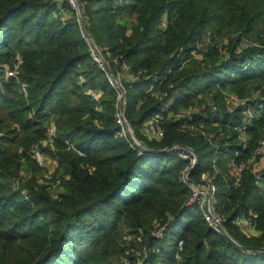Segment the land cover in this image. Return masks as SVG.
<instances>
[{"label": "trees", "instance_id": "trees-1", "mask_svg": "<svg viewBox=\"0 0 264 264\" xmlns=\"http://www.w3.org/2000/svg\"><path fill=\"white\" fill-rule=\"evenodd\" d=\"M77 1L109 73L70 0H0V264H123L125 257L138 264L144 249L141 264H264V253L243 252L198 207H186L189 161L142 152L121 134L120 93L111 83L113 76L125 89L124 115L141 144L193 148L199 161L190 178H213L226 233L243 247L264 248V178L258 183L232 166L248 162L264 136V0ZM210 34L217 45L197 59L193 53ZM20 60L18 77L7 78L5 66ZM129 73L138 79L130 82ZM152 84L156 95L148 93ZM225 93L256 97L246 148L233 129L243 111H230ZM201 97L217 108L208 106L207 118L193 115L194 130L183 127L187 120H168ZM157 115L165 119L161 140L145 133ZM51 123L53 171L30 153ZM203 133L213 134L212 142ZM241 217L258 235L236 224ZM156 223L166 227L163 239L153 236Z\"/></svg>", "mask_w": 264, "mask_h": 264}, {"label": "built area", "instance_id": "built-area-1", "mask_svg": "<svg viewBox=\"0 0 264 264\" xmlns=\"http://www.w3.org/2000/svg\"><path fill=\"white\" fill-rule=\"evenodd\" d=\"M200 45L201 44H199V46ZM200 51H201V49L199 48V52L193 53L195 55V57H197V59H203V55L201 54L203 51H201V53H200ZM21 64H22V61L20 60L15 65L14 68L11 69L8 66V68H6L7 78H17L18 74H19L18 70L20 69ZM127 78L130 82H135L138 79L135 75L130 74V73L128 74ZM156 80L157 79H154L153 81H156ZM118 82L121 84L120 81H118ZM111 83L120 93V96H119V113L117 115V124L121 127V134L124 136L130 137V130H131L130 126L131 125L126 120L124 112L121 111V108H120V106H121L120 105L121 91L119 90V88L116 86V84L113 82L112 79H111ZM154 88H155L154 84H152L150 86V88L148 89V93L152 94V95H156ZM21 93L25 97L27 96L28 91H27L26 85H22ZM88 94L96 100H99L100 96H101L99 93L94 92V91L88 92ZM225 97L230 98L232 101H239L241 103H244L241 101V99L239 100L238 98H236V96L231 95V94H227ZM255 98L256 97H254L252 99V101H254ZM251 103L252 102L247 103V109L249 111L254 112L253 108L250 105ZM125 104H126V102L124 103L123 107H125ZM164 109L167 110L168 108L164 107ZM247 109L242 110L243 111L242 115H244V113L248 112ZM253 117H251V118L249 117L247 119H245V117H244V118H242L241 123H239L238 125H235L233 127V129L236 130L238 132V134L240 135L239 138L244 139V136H247L246 129H247V127L252 125ZM190 119H191V117L190 118H187V117L181 118V116L179 114L174 115L173 112L168 114V120L169 121L178 122L180 120H187L184 122L183 127L186 130L191 131V130H194L195 127L190 124V121H189ZM164 123H165V119L162 115L154 116L153 118H151V120L147 121V123L145 125V133H147L152 138H156L158 140H161L162 138H164V131L162 129V126L164 125ZM203 134L205 136V133H203ZM206 138H208V136H206ZM55 139H56V128H55V125L53 123H51L48 126L47 137L44 140L40 141L38 144L34 145L30 149V153H31L32 157L35 159V161L37 162V164L40 167H48V158H47L46 153L49 151H55ZM248 140H249V137H248ZM208 141L212 142V140L209 138H208ZM247 141L243 142V144L245 145V146L243 145L244 148H246ZM133 144L135 145L134 142H133ZM140 144H141V142H140ZM182 146L183 145H174L172 147L173 148H181ZM191 149L193 151L191 150L190 153H179L178 154L181 158L189 161V163H190L189 167L183 172V176H182L183 183L185 185H187L191 191V195H190L189 200L186 203V207H192V206L198 207L202 211V213L204 215V219L210 225V227L212 229H214L215 231L221 233L220 226L223 227V225H222L223 219L221 218V216H219V214L216 210L215 194L217 192V187L214 185L213 178L210 176L209 173H203L198 179H191L190 178V175L194 171V169L197 166L198 161H199V157H198L196 151L193 148H191ZM67 150L75 152L81 158L86 157V155L83 152L77 150L71 143H67ZM262 150H264V142L263 141L259 143V146L254 151L253 156H254V154L260 153ZM250 160H248V162L241 163L240 165H232V166L234 167L237 174H240L245 169L251 171L254 174V176L256 177L258 183H260L262 181V179L264 178V169L260 170V171L255 170V169H251L249 167V161ZM47 178L50 179L51 177H47ZM236 224L239 225L242 230H244V229L249 230V231H246V234H249V236L258 235V232L251 225L252 223L249 219H247L245 217L238 218L236 221ZM243 224H246V225H243ZM248 227H249V229H247ZM154 228L155 229L153 231V236L159 240L163 239L165 231H166V227H160L159 224L156 223L154 225ZM178 246H179V248H182L183 241H181ZM138 252L139 253L136 254L139 257L138 260H140V261H138V264H141V261H143L144 259H146L148 257V250L144 249L143 251H138ZM129 253H131V252L130 251L127 252V255H129ZM122 262H123V264H132L131 261L128 259V257H125Z\"/></svg>", "mask_w": 264, "mask_h": 264}, {"label": "rangeland", "instance_id": "rangeland-1", "mask_svg": "<svg viewBox=\"0 0 264 264\" xmlns=\"http://www.w3.org/2000/svg\"><path fill=\"white\" fill-rule=\"evenodd\" d=\"M71 1L72 0H70V2ZM212 41H213V37H211V34L210 35H206L203 38V40L201 42V45L199 46V48L201 49V51H203L202 53L207 54L208 51H209L208 48H209L210 45H213V44H215V46L217 45L216 42L215 43H212ZM227 43H228V38H224L222 40V42L220 43L222 45L219 46V51L221 52L219 63L221 61H224L226 59L225 52L223 51V44H227ZM6 68H8V66H5V69ZM144 79L145 80H150L151 78L144 77ZM124 80H125V78H124ZM227 94L228 93H225V96ZM178 95H179V93L173 94L172 95V98L168 99V101L164 103V107L165 108H170V106L172 107V105H174L177 102ZM223 95H224V93H223ZM203 98L204 97H201L200 100L198 102H196V104H194V105L191 104V105H189L187 107L186 106L180 107V109L178 111H173V114L174 115L179 114L181 116V118H183V117L190 118L191 117V119H193L192 118V115H199L202 118H207V115H202L203 112H205V109L208 108V106L211 107L212 109H214L215 107L217 108V104H216V101L214 100V102H211L208 105H206L207 103L205 105H202V103L204 102V99ZM241 101L244 102V103H241L239 101H232L230 98H228L225 102L227 103V106H229L230 111L238 110V109L246 110L247 109V103L248 102H252V99L249 97L247 100H241ZM255 115L256 114L253 111H249L248 110V112H246V113H244V115H242V118L245 117V119H247V118H249V117L251 118V117H253ZM149 120H151V118ZM201 126H203V125H201ZM214 128H216V127H214ZM234 131L236 133H238L236 130H234ZM205 136H208V138L211 139V140H212V137H214L213 134L207 135L206 133H205ZM244 139L239 138V142H246L248 140V137L247 136H244ZM262 141L264 142V136H263V138H261V140L259 141V143L262 142ZM259 143L257 145V148L259 146ZM46 155H47V158H48V168H49V170L53 171L54 170V167H56V162L53 161V159L49 156L48 153H46ZM252 157L253 158H251V160L249 161V167L251 169H255V170H258V171L263 170L264 169V150H262L258 154H254V156L252 155ZM59 190H60V188H56V191H59Z\"/></svg>", "mask_w": 264, "mask_h": 264}, {"label": "water", "instance_id": "water-1", "mask_svg": "<svg viewBox=\"0 0 264 264\" xmlns=\"http://www.w3.org/2000/svg\"><path fill=\"white\" fill-rule=\"evenodd\" d=\"M72 5L78 10L79 12V17L81 19V25L84 29V31L87 34V37L89 39V41L93 44V47L95 49V52L97 53L98 56V60L101 61L102 65L104 66V68L107 70V72L109 73V68L108 65L105 61V59L103 58L101 52L99 51V49L97 48V46L94 44V42L92 41L91 37L89 36V34L86 31V26H85V20L83 18V13H82V9L78 3L77 0H72L71 1ZM111 79L113 80V82L116 84V86L119 88V90L121 91V102H120V108L121 111L124 112V103L126 101V92L125 89L123 88V86L117 81V79L115 77H111ZM131 130H130V138L131 140L135 143V145L137 146V148H139V150H141L142 152H146V153H190V151L192 150L189 146H182L181 148H169L163 151H156V150H150L147 149L146 147H144L142 144H140V141L137 139L132 127L130 126ZM193 151V150H192ZM195 153V152H194ZM221 229V233L235 246H237L239 249H241L243 252H249V253H264V248H247V247H243L241 245H239L234 239H232L224 230V228L222 226H220Z\"/></svg>", "mask_w": 264, "mask_h": 264}, {"label": "crops", "instance_id": "crops-1", "mask_svg": "<svg viewBox=\"0 0 264 264\" xmlns=\"http://www.w3.org/2000/svg\"><path fill=\"white\" fill-rule=\"evenodd\" d=\"M243 225H246V224H243ZM247 229H249V227ZM243 231L246 233V231H249V230L244 229Z\"/></svg>", "mask_w": 264, "mask_h": 264}]
</instances>
